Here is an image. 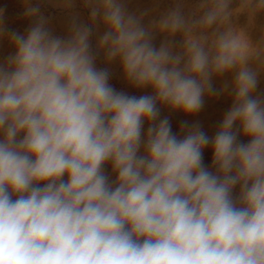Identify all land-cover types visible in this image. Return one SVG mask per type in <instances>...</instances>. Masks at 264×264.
Instances as JSON below:
<instances>
[{
	"label": "clouds",
	"instance_id": "9594fccd",
	"mask_svg": "<svg viewBox=\"0 0 264 264\" xmlns=\"http://www.w3.org/2000/svg\"><path fill=\"white\" fill-rule=\"evenodd\" d=\"M231 3L199 0L190 16L178 5L145 27L121 0H88L91 23L66 37L39 6L25 9L26 34L8 32L0 9L14 47L0 63V264H264V96L253 95L264 47L232 24ZM245 10L264 0H241ZM100 52L152 94L117 91ZM229 72L233 102L213 137L159 118L199 113Z\"/></svg>",
	"mask_w": 264,
	"mask_h": 264
},
{
	"label": "rangeland",
	"instance_id": "374dc122",
	"mask_svg": "<svg viewBox=\"0 0 264 264\" xmlns=\"http://www.w3.org/2000/svg\"><path fill=\"white\" fill-rule=\"evenodd\" d=\"M130 14L136 16L143 15L142 23L145 27H150L152 22L158 21L162 15L169 10L180 6L185 16L192 15L196 12L199 0H121ZM241 5V0H232L230 8L234 11L231 22L234 26L242 29L248 39L254 44L264 47V10H260L254 14L250 10L236 12L235 10ZM39 6L40 13L47 19L48 27L53 35L66 37L69 27L73 21L77 23L90 24V7L88 0H0V9H3V23L8 32L15 31L20 34H26L27 29L32 26L36 20L35 17L29 18L24 16L26 7ZM93 34L90 37L93 52L96 51V45L99 36L105 31L102 24L92 25ZM153 43L158 48L161 42L165 39V35L153 31ZM182 34L177 33L173 37L174 48L179 51L181 48ZM14 54V47L7 38V33L3 38H0V63L5 62L6 58ZM96 67L98 69H107L109 71V83L117 91L125 92L130 96H141L152 94L151 88H136L129 84L123 77L122 69L119 61L108 63L105 61L103 52L96 57ZM235 72L226 73L223 76L213 77V87L219 91L226 83L229 85V90L219 94H208L204 98V107L195 115H185L182 112H171L166 107H161L160 119L165 116L169 117L172 125V130L178 135H183L180 132L181 122L187 121L189 125L199 122L203 130L209 137H213L218 130L221 121L226 112L231 108L233 97L230 95L232 81L234 80ZM254 96H264V72L259 75L258 86L253 93ZM159 107V105H158ZM158 122V121H157ZM147 130V124L144 126V131ZM240 142L247 143V137L238 136ZM204 164L210 170L212 162V151L210 148L204 151ZM106 172L111 176V167L106 168ZM114 178V177H113ZM238 187L235 190L238 193Z\"/></svg>",
	"mask_w": 264,
	"mask_h": 264
}]
</instances>
